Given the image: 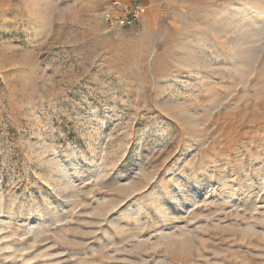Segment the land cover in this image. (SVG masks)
I'll return each instance as SVG.
<instances>
[{"label": "rangeland", "instance_id": "1", "mask_svg": "<svg viewBox=\"0 0 264 264\" xmlns=\"http://www.w3.org/2000/svg\"><path fill=\"white\" fill-rule=\"evenodd\" d=\"M147 4L0 0V264H264V0Z\"/></svg>", "mask_w": 264, "mask_h": 264}, {"label": "built area", "instance_id": "2", "mask_svg": "<svg viewBox=\"0 0 264 264\" xmlns=\"http://www.w3.org/2000/svg\"><path fill=\"white\" fill-rule=\"evenodd\" d=\"M113 5L118 10L120 9V16L113 17L111 13L108 14L107 19L116 20V22L126 27H139L142 24L144 16L147 12V6L143 0H131L127 6H121L120 0H113Z\"/></svg>", "mask_w": 264, "mask_h": 264}, {"label": "crops", "instance_id": "3", "mask_svg": "<svg viewBox=\"0 0 264 264\" xmlns=\"http://www.w3.org/2000/svg\"><path fill=\"white\" fill-rule=\"evenodd\" d=\"M143 1L145 2L146 6L148 5L147 4L148 1L151 2V0H143ZM120 2L122 4V6H127L131 3V0H120Z\"/></svg>", "mask_w": 264, "mask_h": 264}]
</instances>
